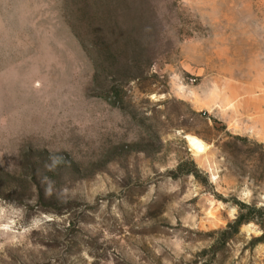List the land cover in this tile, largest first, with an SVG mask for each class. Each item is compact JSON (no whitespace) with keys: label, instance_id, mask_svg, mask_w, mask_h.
Returning <instances> with one entry per match:
<instances>
[{"label":"rangeland","instance_id":"374dc122","mask_svg":"<svg viewBox=\"0 0 264 264\" xmlns=\"http://www.w3.org/2000/svg\"><path fill=\"white\" fill-rule=\"evenodd\" d=\"M0 264H264V0H0Z\"/></svg>","mask_w":264,"mask_h":264},{"label":"bare ground","instance_id":"6f19581e","mask_svg":"<svg viewBox=\"0 0 264 264\" xmlns=\"http://www.w3.org/2000/svg\"><path fill=\"white\" fill-rule=\"evenodd\" d=\"M186 140L188 141L191 149L196 153V154H202L206 151L207 146L206 144L199 139L196 136L193 135H187Z\"/></svg>","mask_w":264,"mask_h":264},{"label":"trees","instance_id":"16d2710c","mask_svg":"<svg viewBox=\"0 0 264 264\" xmlns=\"http://www.w3.org/2000/svg\"><path fill=\"white\" fill-rule=\"evenodd\" d=\"M243 223L242 219L240 218L238 221H237V225H241Z\"/></svg>","mask_w":264,"mask_h":264}]
</instances>
